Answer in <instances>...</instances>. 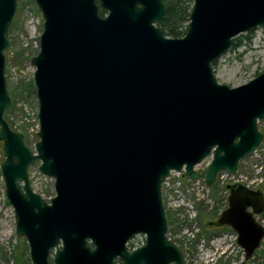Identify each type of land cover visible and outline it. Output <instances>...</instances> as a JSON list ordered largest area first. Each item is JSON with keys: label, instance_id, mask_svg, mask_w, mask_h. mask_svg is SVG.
Masks as SVG:
<instances>
[{"label": "water", "instance_id": "1", "mask_svg": "<svg viewBox=\"0 0 264 264\" xmlns=\"http://www.w3.org/2000/svg\"><path fill=\"white\" fill-rule=\"evenodd\" d=\"M44 18L31 59L39 102L33 151L5 118L6 52L18 0H0V170L16 234L33 264H187L168 236L163 183L171 171L236 175L264 142V71L220 83L214 63L236 38L264 26V0H194L183 37L166 36L163 0H35ZM101 9L106 13L101 15ZM211 156L207 169L195 167ZM55 180L50 201L29 170ZM228 225L249 264L264 239V195L229 185ZM253 210H252V209ZM145 235V244L128 249Z\"/></svg>", "mask_w": 264, "mask_h": 264}, {"label": "rangeland", "instance_id": "2", "mask_svg": "<svg viewBox=\"0 0 264 264\" xmlns=\"http://www.w3.org/2000/svg\"><path fill=\"white\" fill-rule=\"evenodd\" d=\"M43 30L44 18L36 1L18 0L16 14L9 30L11 44L6 52L7 88L11 98L7 117L8 123L12 124L10 127L25 135L26 143L33 151L39 140L37 135L39 102L34 82L36 67L31 59L40 49V37ZM238 42L239 45L236 48L230 49L214 63V72L218 81L231 87L245 84L264 71V26L254 28L249 37H241ZM259 128L264 133V119L259 122ZM2 145L3 143L0 142L3 162L5 156ZM263 145L258 151L241 160L239 169L241 173L248 176L254 188L264 191ZM40 163L41 161L38 160L30 167L31 184L37 193L50 201L56 195L55 180L39 170ZM205 167L206 163L196 166L198 170H205ZM172 193L175 194V201L172 204L164 201L168 219V235L181 243L189 259L191 258L190 264H238L243 260L244 252L237 243V233L232 228L215 231L207 224L209 220L216 217L215 212L221 207L214 200L217 196L214 195L213 199L208 192L200 201H197L195 199L197 193L192 195L194 198L190 200L191 203L185 206L180 191L175 190ZM190 204L197 208L192 214L193 217L190 216L189 210H193ZM260 218L264 219V215ZM18 239H24L27 243L25 238H19L16 234L15 211L6 197L0 170V264L16 263L14 256L21 254V249H18ZM141 240V237L136 239L137 242ZM222 251L226 253L221 254ZM22 264L33 263L31 260L26 263L22 260ZM249 264H264V240Z\"/></svg>", "mask_w": 264, "mask_h": 264}, {"label": "flooded vegetation", "instance_id": "3", "mask_svg": "<svg viewBox=\"0 0 264 264\" xmlns=\"http://www.w3.org/2000/svg\"><path fill=\"white\" fill-rule=\"evenodd\" d=\"M211 161V160H210ZM210 163V162H209ZM208 167V166H207ZM207 167H206V169H207ZM205 169V170H206ZM197 170V169H196ZM205 170H198L200 173H202V172H204ZM238 171H239V167H238ZM224 171H220L218 174H217V177H216V181H215V184H214V186L213 187H208L207 185H206V183H205V181H204V179L203 178H200V179H196V180H198V182H199V184L200 185H203L205 188H203L201 191L200 190H198V189H193V190H191L190 192H188V193H191V192H193L192 194H190V195H188V193H185V197H184V199H183V205H185V206H187V205H189V203H191V199H193L194 197H192V195H196L197 193V197L195 198L197 201H200L203 197H204V195H206V193H208V192H210L211 193V195H212V197H213V199L215 198L214 197V195L215 196H217L216 198L217 199H214V200H216V202L219 204V205H221V207H219L218 209H217V211H218V213L215 215L216 217H214L213 219H211V220H209L208 222H207V224L210 226V229H212V230H221V229H230L231 227L230 226H228V225H225V226H221V227H218V226H215V225H213V221H215L218 217H219V215H220V213L223 211V210H225L227 207H228V198H229V195H230V189H229V185H231V184H235V183H239V182H230V181H227V183H224V182H222L221 181V174L223 173ZM226 173V172H225ZM228 174V173H227ZM237 174V173H236ZM230 175V174H229ZM181 176H182V178H183V181H184V184H189L190 182H188V179L189 178H187L185 175H184V171H181ZM190 180H192V179H190ZM196 180H192V181H196ZM239 184H242V185H244L245 187H247L245 184H243V183H239ZM247 188H249V189H251V190H253V191H257V192H260V193H262L263 195H264V191L263 190H260V189H256V188H254L253 186H251V187H247ZM199 195V196H198ZM193 203V202H192ZM190 206L191 207H193V210H189L190 211V216L191 217H193V212L194 211H196V209H195V205H191L190 204ZM252 209V208H251ZM253 210V209H252ZM262 215H264V211L263 212H261V213H256L255 214V217H256V220L258 221V218H260V216H262ZM259 222V221H258ZM262 225V224H261ZM215 234H217L218 232H214ZM169 236V238L173 241V242H175L181 249H182V251H183V253H184V255H185V258H186V261H187V264H190L189 263V261H190V259H189V255H188V253L186 252V250H184V248L181 246V243L179 242H177L176 240H174L170 235H168ZM137 237H141L142 238V240L140 241V242H137L136 241V239H137ZM145 239H146V236L145 235H137V236H135V237H133L130 241H129V243H128V249L129 250H134V249H136V248H139V247H141L142 245H144L145 244ZM264 240V239H263ZM262 243V242H261ZM261 247V246H260ZM259 249V248H258ZM244 252V251H243ZM256 252V251H255ZM224 253H226V251H222V253L221 254H224ZM255 254V253H254ZM254 257V256H253ZM250 262V261H249ZM120 264H122L121 262H119Z\"/></svg>", "mask_w": 264, "mask_h": 264}, {"label": "trees", "instance_id": "4", "mask_svg": "<svg viewBox=\"0 0 264 264\" xmlns=\"http://www.w3.org/2000/svg\"><path fill=\"white\" fill-rule=\"evenodd\" d=\"M166 7V21L163 24H158L163 31V33L168 37L180 38L183 37L187 30L190 22V13L193 7L194 0H163ZM106 13L105 10L101 9V15ZM253 31L250 30L247 34H241L236 38L235 43L231 47V49L236 48L239 45V40L241 37H249V34ZM39 51H37L38 53ZM8 109L5 112V118L7 121V113ZM10 126L12 124L9 122ZM218 211L215 212V215ZM19 245L18 249H21V254H16L15 264H22V260L26 262H30L29 256V246L26 241L23 239H18ZM22 247V248H21Z\"/></svg>", "mask_w": 264, "mask_h": 264}, {"label": "built area", "instance_id": "5", "mask_svg": "<svg viewBox=\"0 0 264 264\" xmlns=\"http://www.w3.org/2000/svg\"><path fill=\"white\" fill-rule=\"evenodd\" d=\"M263 144H264V142L261 145H263ZM2 157H3V155L1 153L0 154V167H1V164H2L1 163L2 162ZM210 160H211V156L206 158L200 164L206 163V167H207L209 165ZM195 169H197V168L195 167ZM221 181L224 182V183H227V181L239 182V183L245 184L247 187H251L252 186V182H250L248 180V176L244 175L243 173H241L240 169H239V171H237L236 175H229V174L223 172L221 174ZM188 182H190V183L189 184H184L183 178L181 176V172L171 171V173L169 174V176L166 178L165 182L163 183V188H162L163 191L162 192H163V195H164L163 196L164 201L166 200L168 202V204H172L175 201V198H174L175 194H173L172 191L175 192V190L176 191H180V194L182 196V201H183V199L185 197V193H188V192H190L193 189H198V190L201 191L203 188H205L203 185L199 184L198 180L192 181V180L188 179ZM170 192L172 193V195H168V193H170ZM191 208L193 209V207H191ZM258 221H259L260 224H262L264 226V219L258 218Z\"/></svg>", "mask_w": 264, "mask_h": 264}]
</instances>
